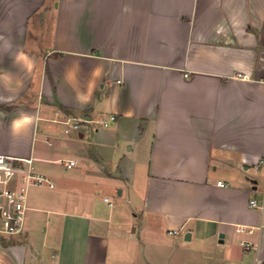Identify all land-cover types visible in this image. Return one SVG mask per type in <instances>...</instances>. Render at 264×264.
Here are the masks:
<instances>
[{
  "label": "crops",
  "instance_id": "crops-1",
  "mask_svg": "<svg viewBox=\"0 0 264 264\" xmlns=\"http://www.w3.org/2000/svg\"><path fill=\"white\" fill-rule=\"evenodd\" d=\"M0 155V264H264V0H0Z\"/></svg>",
  "mask_w": 264,
  "mask_h": 264
},
{
  "label": "built area",
  "instance_id": "built-area-1",
  "mask_svg": "<svg viewBox=\"0 0 264 264\" xmlns=\"http://www.w3.org/2000/svg\"><path fill=\"white\" fill-rule=\"evenodd\" d=\"M187 74H185V77ZM115 120L112 115L107 120H101L103 127H108ZM84 117L68 118L62 123L66 126L64 132L66 134L71 131H78L80 124L85 122ZM33 159H16L4 155H0V239L19 235L25 222L26 200L28 189L32 186H48L54 187L53 182L46 176L34 172ZM76 165L73 160L65 161L64 166L70 169ZM218 186H222L221 182H217ZM107 201V199H106ZM252 208L262 209L264 206V189L261 192V201L255 199L249 201ZM237 232H242L237 229ZM177 234V232H169V234ZM243 249L252 248V244L248 242L241 243ZM254 247V246H253Z\"/></svg>",
  "mask_w": 264,
  "mask_h": 264
},
{
  "label": "trees",
  "instance_id": "trees-1",
  "mask_svg": "<svg viewBox=\"0 0 264 264\" xmlns=\"http://www.w3.org/2000/svg\"><path fill=\"white\" fill-rule=\"evenodd\" d=\"M6 109H7V110H11L10 107H7Z\"/></svg>",
  "mask_w": 264,
  "mask_h": 264
},
{
  "label": "water",
  "instance_id": "water-1",
  "mask_svg": "<svg viewBox=\"0 0 264 264\" xmlns=\"http://www.w3.org/2000/svg\"><path fill=\"white\" fill-rule=\"evenodd\" d=\"M118 193L120 194V191H118ZM187 238H188V235H187Z\"/></svg>",
  "mask_w": 264,
  "mask_h": 264
},
{
  "label": "rangeland",
  "instance_id": "rangeland-1",
  "mask_svg": "<svg viewBox=\"0 0 264 264\" xmlns=\"http://www.w3.org/2000/svg\"><path fill=\"white\" fill-rule=\"evenodd\" d=\"M117 193H118V191H117Z\"/></svg>",
  "mask_w": 264,
  "mask_h": 264
}]
</instances>
